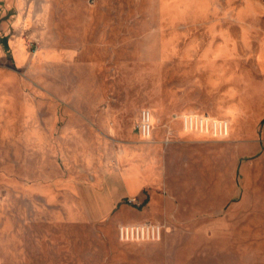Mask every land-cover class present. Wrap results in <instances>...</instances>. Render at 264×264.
<instances>
[{"label":"rangeland","instance_id":"1","mask_svg":"<svg viewBox=\"0 0 264 264\" xmlns=\"http://www.w3.org/2000/svg\"><path fill=\"white\" fill-rule=\"evenodd\" d=\"M0 264H264V0H0Z\"/></svg>","mask_w":264,"mask_h":264},{"label":"built area","instance_id":"2","mask_svg":"<svg viewBox=\"0 0 264 264\" xmlns=\"http://www.w3.org/2000/svg\"><path fill=\"white\" fill-rule=\"evenodd\" d=\"M182 122L186 129L212 130L217 134H224L227 131L226 121L210 119L197 114H185ZM138 133L144 139H150L154 130L153 113L148 107L141 108L139 120L136 124ZM128 202L141 205L142 201L136 197H128ZM163 232V226L158 222L141 221L136 223H122L117 228L118 238L122 241L131 240H157Z\"/></svg>","mask_w":264,"mask_h":264},{"label":"crops","instance_id":"3","mask_svg":"<svg viewBox=\"0 0 264 264\" xmlns=\"http://www.w3.org/2000/svg\"><path fill=\"white\" fill-rule=\"evenodd\" d=\"M127 177V178H126ZM121 179L125 183V191L122 192L123 195H141L144 192L145 188V177L137 170L135 167L125 170L121 174ZM136 197L137 196H133ZM146 200V201H145ZM149 200L148 196L142 200V203H147ZM101 210L100 213L104 214L108 209H99Z\"/></svg>","mask_w":264,"mask_h":264},{"label":"bare ground","instance_id":"4","mask_svg":"<svg viewBox=\"0 0 264 264\" xmlns=\"http://www.w3.org/2000/svg\"><path fill=\"white\" fill-rule=\"evenodd\" d=\"M221 107V106H220ZM156 121V120H155ZM153 122H154V118H153ZM150 172V171H149Z\"/></svg>","mask_w":264,"mask_h":264},{"label":"trees","instance_id":"5","mask_svg":"<svg viewBox=\"0 0 264 264\" xmlns=\"http://www.w3.org/2000/svg\"><path fill=\"white\" fill-rule=\"evenodd\" d=\"M146 201V200H145Z\"/></svg>","mask_w":264,"mask_h":264}]
</instances>
